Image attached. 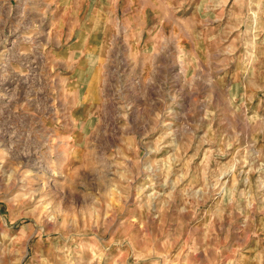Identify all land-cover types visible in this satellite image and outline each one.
I'll return each instance as SVG.
<instances>
[{"label":"rangeland","instance_id":"374dc122","mask_svg":"<svg viewBox=\"0 0 264 264\" xmlns=\"http://www.w3.org/2000/svg\"><path fill=\"white\" fill-rule=\"evenodd\" d=\"M0 104V264H264V0H0Z\"/></svg>","mask_w":264,"mask_h":264},{"label":"bare ground","instance_id":"6f19581e","mask_svg":"<svg viewBox=\"0 0 264 264\" xmlns=\"http://www.w3.org/2000/svg\"><path fill=\"white\" fill-rule=\"evenodd\" d=\"M29 62V61H28ZM27 75V74H26ZM20 77V76H19ZM20 80V79H19ZM22 81H24V80H22ZM19 83V82H18ZM23 84H25V82L23 83ZM28 91V90H27ZM1 105V104H0Z\"/></svg>","mask_w":264,"mask_h":264}]
</instances>
